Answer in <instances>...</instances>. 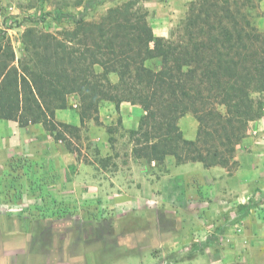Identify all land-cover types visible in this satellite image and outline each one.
<instances>
[{
    "label": "trees",
    "instance_id": "obj_1",
    "mask_svg": "<svg viewBox=\"0 0 264 264\" xmlns=\"http://www.w3.org/2000/svg\"><path fill=\"white\" fill-rule=\"evenodd\" d=\"M137 5L118 4L96 21L86 19L87 6L79 17L57 12L54 18L73 17V27L58 32L37 27L45 16L32 19L20 59L0 30V121L41 125L77 162L91 164L80 145L86 123L99 122L105 103L120 114L127 102L143 115L136 129H126L121 115L106 127L111 154L95 148L102 169L117 168L120 158L154 163L159 173L169 157L176 165H236L250 123L264 116V30L253 20L252 0L192 1L170 38L157 36ZM70 109L79 125L56 119ZM187 115L198 123L193 140L180 127Z\"/></svg>",
    "mask_w": 264,
    "mask_h": 264
},
{
    "label": "rangeland",
    "instance_id": "obj_2",
    "mask_svg": "<svg viewBox=\"0 0 264 264\" xmlns=\"http://www.w3.org/2000/svg\"><path fill=\"white\" fill-rule=\"evenodd\" d=\"M78 1L0 0V30L7 31L17 58L24 56L22 35L27 27L33 25L32 19L40 21L45 16L37 27L58 32L64 28H72L73 17L81 16L85 6L88 7L86 19L96 21L108 9L129 0H104L99 6L87 0H83L82 4ZM133 1L138 3V8L147 11L148 21L155 34L170 38L185 18L190 3L195 0ZM252 2L255 5L252 9L253 20L260 30H264V0ZM57 12H64L73 17L54 18ZM112 79L116 81L115 77ZM261 100L264 104V94ZM70 102L75 107L78 104L77 97H71ZM69 111L70 115H77L73 109ZM103 118L101 122L99 112L98 123L93 120L86 123L83 131L85 140L80 144L82 158L91 163L86 164L91 167L88 175L98 184V194L85 188H73V192L80 195V198L72 195L64 198L57 187L53 189L44 184L46 175L41 171L40 165L21 157L11 161L7 184L1 193L4 202H8L9 199L15 200L16 205L11 206L0 201V217H7L10 225L13 220L15 225L20 223L22 227H28L34 233L37 242L42 244H49V241L53 243V239L39 233V228L45 226L51 229V233H57L58 238L60 235L63 242L59 252L63 257V264H68L66 258H70L68 262L72 260V264H264V253L261 250L257 249L258 251L254 252L255 257H252L253 227L256 223L258 228L264 227L262 216L264 199L260 201L257 209L254 206V210L259 208L261 216L252 209H247L250 202L243 205L241 216L239 215L241 205H227L216 217H210L211 219L207 220L200 214L199 223L201 222L202 226L196 229L190 226L187 218L183 220V227L178 221L167 218L164 208L155 202L154 206H149L151 208L146 206L147 209L154 210L153 212L148 210L147 214L141 210H128L133 204H126L121 200L124 199L126 190H130L127 186L128 180L125 178L122 182L121 172L123 174L131 172L133 179L139 177L141 168H133L130 165L131 159L124 163L125 158L116 160L117 168L110 166L105 170L98 165L95 148L100 151L103 140H97V136L93 137V134L99 133L100 130L106 132L107 126L116 123L118 114L108 109L105 110ZM263 118L264 116L261 119ZM182 121L184 122L180 127L188 131L187 120ZM258 133L257 128L251 129L250 134L248 131V135L254 138ZM236 165L227 169L230 171ZM157 171L154 169L151 173L158 176ZM111 181H115L118 187ZM110 185L115 187L114 191L118 193L108 195ZM4 222L3 220L2 224ZM262 237L259 236L260 239ZM1 238L13 241L9 236ZM65 243L68 244L67 249L64 247ZM74 245L77 247H72ZM25 248L27 249V246ZM35 252L36 254L29 253L33 260L28 256L20 258L11 250H0V264H56L53 261L39 259L41 252ZM53 253L57 254L56 248L52 255ZM189 256L191 259H188Z\"/></svg>",
    "mask_w": 264,
    "mask_h": 264
},
{
    "label": "crops",
    "instance_id": "obj_3",
    "mask_svg": "<svg viewBox=\"0 0 264 264\" xmlns=\"http://www.w3.org/2000/svg\"><path fill=\"white\" fill-rule=\"evenodd\" d=\"M108 109L117 113L113 104H105L100 109L101 122L104 120L103 115L105 114V110ZM119 115H121L123 126L126 129H136L139 119L143 115V111L139 106L124 102L120 106V114H118V116ZM56 119L61 122L79 125V117H77V115H70L69 110L57 111ZM183 119H185V121L187 120L189 128L187 129L188 131L181 128L184 132V136L189 140H193L197 133L198 123L195 118L189 115L185 116ZM183 119H181V126L184 122L182 121ZM263 124L264 118L250 123L249 134L251 129L257 128V130H259L258 136L254 138L248 135L237 147L235 156L237 165L230 171L222 167L205 168L200 163L176 165L175 159L169 157L165 162L167 172L158 173L159 175L157 176L155 173H151L154 169L157 171V167L154 163L149 165L145 160L131 159L130 165L133 168L140 167L141 172L138 178L134 177L133 179L131 177V172L126 174L121 172L120 178H122V182L126 178L128 180L127 186L130 188L129 191L126 190L124 199L121 200L126 204H133L128 210H141V212L145 214H147L148 210L154 211L153 209H147V207L151 208L149 207L150 205L154 206V202L156 205L161 204L167 218H171V220L175 222L178 221L180 226L182 225L181 227H183V220L187 218L190 222V226L194 229L202 226V223H199L200 214L208 220L210 217H216L227 205H241L239 209L241 210L239 213L241 216L244 210L243 205L250 202L247 209H252V211L257 212V215L261 216L259 208L258 210H254V206L257 209L260 201L264 199ZM96 136L97 140H103V146L100 150L101 155H110L111 152L108 147L107 133L100 130L99 133L93 134V137ZM21 157H25L40 165V167H42L41 171L46 175L44 184L47 187H53V189L57 187L60 191L59 193L64 198L67 197V195L80 198V195H76L75 192H73V188H85L88 189V191H93V193L97 192V194L99 192L98 184L88 175L91 171V167L84 163L77 162L76 156L69 153L61 143L55 142L54 139L45 132L41 125H29L25 128H21L17 122L2 120L0 121L1 203L10 204L11 206L16 205V202H14L15 200L9 199L8 202H4L1 199L3 197L1 193L7 184V178L10 174L9 170L11 169V161ZM144 166H147V168H144ZM146 169L147 171H145ZM66 175L70 176L67 177ZM111 182H114L116 187H118L115 181ZM110 189V191H107L108 195H112V193L115 195V193H118L114 191L115 187H112V185H110ZM116 200L117 199H115V201ZM262 216H264V213H262ZM3 220L5 221L3 223L4 225L2 224ZM9 225L7 217H0V237L9 236L13 240L7 241L1 238V251L11 250L15 252V255L20 256V258L28 256V258L31 259H33V257L32 255L30 256L29 253L36 254L35 251H39L41 252L39 259L47 262L53 261L56 264H63L64 260L59 252L63 242L60 235L58 238L57 233H51V229L43 226V228H39V233L52 237L53 243L49 241V244H42L37 242L34 233L28 227H22L20 223L15 225L13 220L12 225ZM205 226L206 225H204V227ZM253 231L254 239L252 243L254 249L252 257L254 258L255 251L261 250L264 253V227L258 228L256 223L253 227ZM259 236L263 237L260 239ZM66 244L67 243H65L64 247L67 249L68 244ZM26 246L28 250L25 248ZM72 247H77V245ZM79 247L81 246L79 245ZM54 248H56V255L54 253L52 255ZM36 258L38 259V257ZM69 259L70 258H66L65 261L68 264H72V260L68 262Z\"/></svg>",
    "mask_w": 264,
    "mask_h": 264
}]
</instances>
